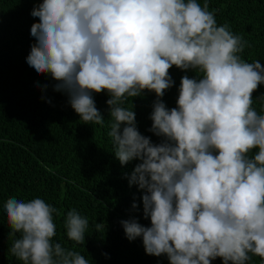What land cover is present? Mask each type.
<instances>
[{
    "label": "clouds",
    "instance_id": "obj_1",
    "mask_svg": "<svg viewBox=\"0 0 264 264\" xmlns=\"http://www.w3.org/2000/svg\"><path fill=\"white\" fill-rule=\"evenodd\" d=\"M31 15L39 20L28 65L56 81L54 91L67 95L84 124H104L94 93L106 91L114 155L121 165L138 161L129 186L142 190L150 226L122 220L126 237H142L147 254L170 264L264 259V114L253 107L264 65L242 58L248 41L218 25L209 0H41ZM173 66L197 75L181 77L169 108L162 97L175 84ZM145 91L157 97L149 131L158 143L124 106ZM4 209L17 261L90 264L54 241L61 213L52 204L12 197ZM64 227L83 244L89 221L73 208Z\"/></svg>",
    "mask_w": 264,
    "mask_h": 264
},
{
    "label": "trees",
    "instance_id": "obj_2",
    "mask_svg": "<svg viewBox=\"0 0 264 264\" xmlns=\"http://www.w3.org/2000/svg\"><path fill=\"white\" fill-rule=\"evenodd\" d=\"M40 2L0 0V264H22L8 251L15 237H9L4 204L12 197H39L59 209L54 241L79 251L90 264H170L166 255L147 254L142 237L130 241L125 235L122 220L136 217L150 226V219L144 218L142 190L129 186L138 161L121 165L114 155L107 92L94 93L104 124H84L67 95L54 91L56 81L49 74L38 75L26 62L35 43L31 27L39 20L31 12ZM198 2L203 5L204 0ZM209 10H215L218 25L228 24L248 41L242 58L264 65V0H209ZM170 74L175 84L162 99L172 108L181 77L197 73L173 66ZM253 95V107L264 114V84ZM156 99L154 92L145 91L124 106L134 108L139 131L158 143L161 138L149 131ZM73 208L89 221L83 244L71 241L64 227ZM97 223L103 224L100 230ZM212 264L223 261L218 257ZM247 264H264V259L252 256Z\"/></svg>",
    "mask_w": 264,
    "mask_h": 264
}]
</instances>
